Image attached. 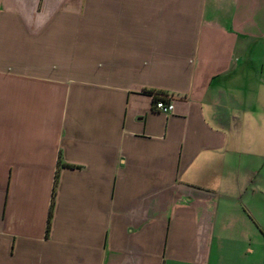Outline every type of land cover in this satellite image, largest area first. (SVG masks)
<instances>
[{
	"label": "crops",
	"instance_id": "1",
	"mask_svg": "<svg viewBox=\"0 0 264 264\" xmlns=\"http://www.w3.org/2000/svg\"><path fill=\"white\" fill-rule=\"evenodd\" d=\"M0 264H264V0H0Z\"/></svg>",
	"mask_w": 264,
	"mask_h": 264
},
{
	"label": "built area",
	"instance_id": "2",
	"mask_svg": "<svg viewBox=\"0 0 264 264\" xmlns=\"http://www.w3.org/2000/svg\"><path fill=\"white\" fill-rule=\"evenodd\" d=\"M153 106L164 113H169L174 109L171 96L165 94H159L158 97L154 99Z\"/></svg>",
	"mask_w": 264,
	"mask_h": 264
}]
</instances>
